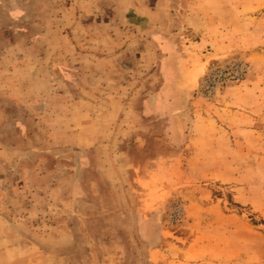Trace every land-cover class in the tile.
I'll return each mask as SVG.
<instances>
[{
  "label": "rangeland",
  "instance_id": "1",
  "mask_svg": "<svg viewBox=\"0 0 264 264\" xmlns=\"http://www.w3.org/2000/svg\"><path fill=\"white\" fill-rule=\"evenodd\" d=\"M0 264H264V0H0Z\"/></svg>",
  "mask_w": 264,
  "mask_h": 264
}]
</instances>
